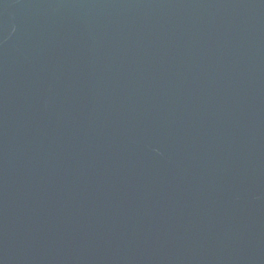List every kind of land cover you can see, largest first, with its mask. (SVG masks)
I'll return each mask as SVG.
<instances>
[{"label":"water","instance_id":"1","mask_svg":"<svg viewBox=\"0 0 264 264\" xmlns=\"http://www.w3.org/2000/svg\"><path fill=\"white\" fill-rule=\"evenodd\" d=\"M0 264H264V0H0Z\"/></svg>","mask_w":264,"mask_h":264}]
</instances>
